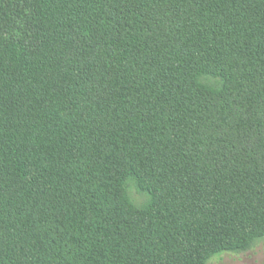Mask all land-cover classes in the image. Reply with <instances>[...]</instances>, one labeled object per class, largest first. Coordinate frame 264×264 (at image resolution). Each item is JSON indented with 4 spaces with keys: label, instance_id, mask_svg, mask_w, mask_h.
<instances>
[{
    "label": "trees",
    "instance_id": "trees-1",
    "mask_svg": "<svg viewBox=\"0 0 264 264\" xmlns=\"http://www.w3.org/2000/svg\"><path fill=\"white\" fill-rule=\"evenodd\" d=\"M261 238L264 0H0V264Z\"/></svg>",
    "mask_w": 264,
    "mask_h": 264
},
{
    "label": "rangeland",
    "instance_id": "rangeland-1",
    "mask_svg": "<svg viewBox=\"0 0 264 264\" xmlns=\"http://www.w3.org/2000/svg\"><path fill=\"white\" fill-rule=\"evenodd\" d=\"M133 203L140 207L146 198L138 193L130 183L128 188ZM208 264H264V238L255 242L253 248L242 253H221L214 256Z\"/></svg>",
    "mask_w": 264,
    "mask_h": 264
}]
</instances>
